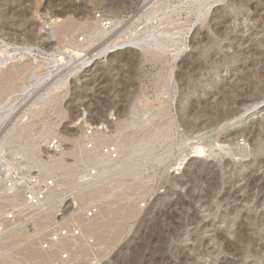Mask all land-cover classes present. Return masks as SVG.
<instances>
[{
    "label": "rangeland",
    "instance_id": "1",
    "mask_svg": "<svg viewBox=\"0 0 264 264\" xmlns=\"http://www.w3.org/2000/svg\"><path fill=\"white\" fill-rule=\"evenodd\" d=\"M151 1L0 0V154L22 175L57 179L39 208L0 183V264H57L64 254L70 259L63 264H264V246L251 250L229 234L230 247L210 240L227 227L214 216L264 213V163L252 166L256 157L264 161V81L253 68L264 66V56L258 63L249 51L256 38L251 8L212 4L208 24L191 32L179 57L175 37L163 34L160 61L120 46L78 67L119 37L136 43L155 31L161 12L148 27L146 18L136 22ZM170 2L174 10L199 0ZM176 19L164 32H174ZM102 20L118 27L101 37ZM187 108L201 120L217 110L234 115L188 128ZM250 128L259 130L261 154L245 135L235 136ZM51 139H60L61 153L49 151ZM200 144L206 154L195 157ZM92 169L98 176L88 184ZM63 229H80L82 237L45 250ZM33 250L47 260L30 258Z\"/></svg>",
    "mask_w": 264,
    "mask_h": 264
},
{
    "label": "bare ground",
    "instance_id": "2",
    "mask_svg": "<svg viewBox=\"0 0 264 264\" xmlns=\"http://www.w3.org/2000/svg\"><path fill=\"white\" fill-rule=\"evenodd\" d=\"M221 1H223V0H199V3L198 4L195 3L196 4V8H194V7L190 8L191 6L190 7H187V6H184L183 5L184 3H180L179 6H176L174 8V10H172L171 9L172 4H171L170 0H166V2H164V3H163L162 0H152L150 3H148L144 7L143 14L141 15L140 18H138L136 20V22L139 23V22L142 21V18H146L148 20V22L145 23V25L148 27V24L149 23H150L149 25H151L153 21L155 22V21L159 20V15L162 13V16L163 17H161V18L164 19L163 20V23L158 24L159 21H157L158 22V23L156 22L157 25H154V23L152 24L153 25L152 27H154L156 29L155 30L156 33H155V31H153L152 33H150V35H148V37H146L145 39L142 38V40H140V41L138 40V37H137L138 42H136V43L134 42V40L136 38L134 40H133V38L132 39L129 38L127 40H121V37H119L118 39L112 41L106 47H104L101 50H99L97 54H94V55H92L91 57H88L85 60L82 59V62H80V64H79L78 67L84 66V65L86 66L89 63H93V61L95 59H97L98 57H101V56H103L105 54H109V52L110 53L112 52L111 50L117 49L120 46L123 47V48H124V46L125 47L126 46H129V48L132 47V48L142 49L145 52L146 55H150L155 60H159L160 61V58L166 56L165 55L166 45H168V44H165V46H163L164 44H161V41L160 40L163 39V37H164L163 34L166 35V36L169 35V34H171V36H174L175 37V40L177 41V44L175 45L176 46V49H175L176 54L174 56L175 57H179V55L181 53H183L185 51V49H187V47H188V44L187 43H188V38H189V35L191 34V32L196 27H198L199 25L200 26L204 25L205 24L204 23L205 20L208 21L209 11H210V7H211V6H209V2H211V5H212V4H215V3H219ZM144 3H145V1H144ZM160 4L162 5V7L157 8V6H160ZM234 4L237 5L238 8L241 9V10L244 7H247V6H249L251 8V10H252V16H251V19L253 21V28L252 29H253V31H254V33L256 35V38L253 41V46L250 47V50L249 51H250V53H253L254 60L257 61L258 63H260L262 61L263 56H264V0H234ZM169 9H171V12H170ZM140 10H138V11H140ZM167 10H169V12ZM184 15H186V17H187L186 19L183 18ZM173 16L177 18L176 20H174L175 22H173L174 23V28H173L174 29V32H172V33H169L168 31H165L164 32V30L166 28L163 30V27L166 24L168 25V23H172L171 21H172ZM69 21H70V19H69ZM166 21H168V22H166ZM98 22H100L99 25H101L104 28L103 30H101V33H99V35L101 37L106 36L108 34V31H110V29H113L114 27L115 28L118 27V26H115L116 25L115 22H113V25H112V23L110 24V26L112 25L111 28L110 27L109 28L104 27L103 26V20L102 21H98ZM176 22H177V24H176ZM58 27H60V25ZM98 28H99V26H98ZM92 30H93V28H92ZM167 30H168V28H167ZM58 31H60V30H58ZM158 33H159V35H158V37H156L157 35H155V34H158ZM91 38H92V36H91ZM158 38H160L159 41H158ZM139 39H140V37H139ZM159 42H160V44L156 45ZM241 42H242V44L245 43L244 40H241ZM75 43H77V41ZM198 43L201 46V41H199ZM79 44H81V43L79 42L78 45ZM170 46H171V44H170ZM169 50H170V48H169ZM75 53H76L75 55H77V56H80V57L82 56V54H81V52L79 50L77 52H75ZM11 58H12V56H11ZM62 59H61V62H62ZM147 59H148V57H147ZM3 62L2 63L0 62V63L3 64V67H4L6 65V63H3ZM5 62H7V61H5ZM59 62L60 61H57V63H59ZM1 64H0V66H1ZM59 64H57L56 66L58 68L59 67L61 68L63 65L62 64L59 65ZM65 64L66 63H64V65ZM197 68H199V67H197ZM253 68H254L255 78L258 81H264V66L263 67L254 66ZM0 70L2 71V69H0ZM9 76H10V74H9ZM262 94H264V87L262 89ZM222 101H220L218 104H221ZM165 103H166V101H165ZM193 114H194V109L193 108H187L186 111L183 114V118H184L183 119V123L188 128H196V127L209 128V127H215V126H218L219 123H221L222 121H225L226 119H228L231 115H234L233 114V111H231V112L230 111H228V112L223 111L222 112V111L217 110L216 113L208 114V115H206L204 117V120H201V118L197 117L196 114L195 115H193ZM195 118H197L196 122L193 121ZM199 120H201L202 122L199 121ZM132 123L135 124V125H139V126H144L146 124V123L135 122V121L132 122ZM174 125H175V122H173V126ZM258 132H259V130H256V129H253V128L243 129L241 131V133H237L235 136H237L239 134L241 136L242 135H245L248 138V140H251V141L254 142V146L259 150L257 153L261 154L262 144L257 139V137L259 135ZM101 134L104 135L102 132L99 135H101ZM97 139H99V137ZM126 144L127 143L123 144V147ZM191 153H194L193 156H195V157L197 155H198V157L199 156H204L206 154V147L203 146L202 144L197 145L196 147H193V151ZM97 159L100 162L101 161H107V159L104 158V157H100V158H97ZM263 163H264V161L261 158L256 157L252 166H255V167L261 166ZM247 167L250 168L251 166H247ZM245 175L246 174L244 173L242 175H239L238 177H240V176L242 177V176H245ZM235 180L231 182L230 188H233L234 187ZM253 182L254 181H253V178H252V180L250 182V186H252L254 184ZM49 199L51 200L52 199V196L51 197L49 196ZM101 209H103L104 212H105L106 211L105 209H107V208L106 207H103ZM228 217L229 216L227 214H225L223 217H218L217 215L213 217V221L214 222H216L217 220L222 221L224 223H227V227H226V229L224 231L225 233H223V231H215L214 232V235L210 239L211 242L216 241V246H219L221 248L230 247L231 244L228 243L226 241V239H225V235L226 234H229V235H232L239 243L243 244L244 246L248 247L251 250H255V249L259 248V247L262 248V246H264L263 244L257 243L256 239H254V237H253L254 235L258 236V240L264 243V213L258 215V213L257 214H253V211L247 210V211H245V214H243L242 216H239L237 218L238 223H236L237 220H235V219L234 220H230V218H228ZM197 229H198V231H200V228L199 227ZM203 233H206V231H202V234ZM203 242L206 243L205 240H203L202 243ZM30 256H31L30 258H32V257L33 258H38L41 261V263L42 262H45L47 260V258H45V256H44V254L42 255V252H37L35 250H33L30 253Z\"/></svg>",
    "mask_w": 264,
    "mask_h": 264
},
{
    "label": "built area",
    "instance_id": "3",
    "mask_svg": "<svg viewBox=\"0 0 264 264\" xmlns=\"http://www.w3.org/2000/svg\"><path fill=\"white\" fill-rule=\"evenodd\" d=\"M110 21L103 20V26H110ZM92 132H86V138L92 137ZM49 151L55 153H61L63 149V144L60 139H51L48 142ZM94 145L89 142L88 150H94ZM105 153L108 157H113L116 154V149L114 147H107ZM88 184L92 183L94 179L98 176V171L92 169L87 172ZM0 183L6 185V187L13 192H24L25 200L29 206L39 208L44 205L48 197L56 191L57 189V179L55 177H45L40 174L32 175H22L17 169L13 168L6 162V158L0 154ZM90 215V214H89ZM91 214L90 216H92ZM15 219L10 216L9 221H14ZM81 235V236H80ZM70 237H82L80 229H63L57 232L56 235L52 236L48 243L43 245L45 250H50L53 246L59 244L62 240L69 241ZM69 255L64 254L60 263L69 261Z\"/></svg>",
    "mask_w": 264,
    "mask_h": 264
},
{
    "label": "snow or ice",
    "instance_id": "4",
    "mask_svg": "<svg viewBox=\"0 0 264 264\" xmlns=\"http://www.w3.org/2000/svg\"><path fill=\"white\" fill-rule=\"evenodd\" d=\"M209 6H211V2H209ZM204 23H205V24H208V21L205 20Z\"/></svg>",
    "mask_w": 264,
    "mask_h": 264
}]
</instances>
